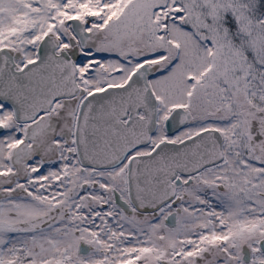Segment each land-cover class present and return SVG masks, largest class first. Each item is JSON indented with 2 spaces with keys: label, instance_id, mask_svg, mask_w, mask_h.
I'll list each match as a JSON object with an SVG mask.
<instances>
[{
  "label": "snow or ice",
  "instance_id": "snow-or-ice-1",
  "mask_svg": "<svg viewBox=\"0 0 264 264\" xmlns=\"http://www.w3.org/2000/svg\"><path fill=\"white\" fill-rule=\"evenodd\" d=\"M0 264H264V0H0Z\"/></svg>",
  "mask_w": 264,
  "mask_h": 264
}]
</instances>
